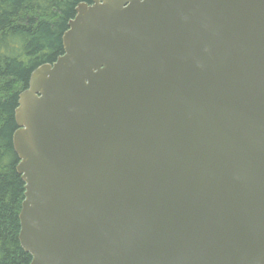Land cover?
Returning <instances> with one entry per match:
<instances>
[{
  "label": "water",
  "instance_id": "obj_1",
  "mask_svg": "<svg viewBox=\"0 0 264 264\" xmlns=\"http://www.w3.org/2000/svg\"><path fill=\"white\" fill-rule=\"evenodd\" d=\"M19 95L31 264H264V0H92Z\"/></svg>",
  "mask_w": 264,
  "mask_h": 264
},
{
  "label": "trees",
  "instance_id": "obj_2",
  "mask_svg": "<svg viewBox=\"0 0 264 264\" xmlns=\"http://www.w3.org/2000/svg\"><path fill=\"white\" fill-rule=\"evenodd\" d=\"M92 0H0V264H31L19 240L25 183L17 171L15 111L32 72L64 53L76 7Z\"/></svg>",
  "mask_w": 264,
  "mask_h": 264
}]
</instances>
